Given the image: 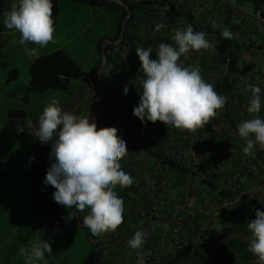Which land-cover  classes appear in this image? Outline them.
<instances>
[{
  "label": "crops",
  "instance_id": "0c3cea01",
  "mask_svg": "<svg viewBox=\"0 0 264 264\" xmlns=\"http://www.w3.org/2000/svg\"><path fill=\"white\" fill-rule=\"evenodd\" d=\"M152 6L150 7L149 15L143 18L144 23L139 20L130 25L126 42H133L131 48L133 50L137 48L144 49L145 42L150 37L153 38L154 45L159 47L160 43L173 44L171 39L174 31L177 29H184L188 26H192L194 31H203L207 33V39L213 44L214 48L208 50H201L199 52L192 51L187 58L184 57L185 63L189 65H198L201 69L203 78L214 85L216 91L227 98V103L223 109L219 110V115L212 121L221 122L228 126V130L220 128L204 129L201 130L198 136L196 146L189 147L183 150V141L179 140L177 144V136L186 133V130H178L174 127H167L163 123L157 121L156 123L149 122L147 125L133 115V108L127 109L124 107V103L129 100L124 97V90L122 88L121 74H126L131 77L138 73H142L141 65L137 66L135 59L130 58L127 65L121 64L119 69L110 65L104 67V64L99 67V63L106 61L105 53L111 54L112 57L120 60V55L127 49L126 44L113 45L112 39L118 33V21L117 29L114 35L107 37L109 24L107 28L104 27L97 35H95L94 48L96 51L90 53L87 62H93L92 67L86 70L85 64L76 61L68 52L67 46L81 34L87 32L92 20H87L86 23L70 24L67 28L68 37L64 38L59 29L63 24L64 10L69 9L73 11H86L90 12H103L102 7L91 6L84 3L74 2L70 0L60 1L58 3V20L55 23V44H48L47 47L40 48L35 44L21 45L18 43L20 34L14 29H8L3 23V14L10 10L11 3L14 0H2V9L0 10V75L4 76V85L16 84L22 78L24 70L28 71L31 63L37 58L53 53L55 51L64 52L72 61H74L79 68L87 74H94L91 76L92 89L97 85H102L109 88V93L105 97L98 107L96 112L99 116L105 115V112L111 108L112 104L117 102V106L114 108L119 110L120 117L126 119L130 116L136 118L135 123V141L136 146H133L129 139L121 136L125 141L128 148V155L121 161L122 169L129 173L133 179V189L135 188L138 180L148 181L149 171L159 170L161 166L156 160V157L160 154H164L167 157H173L177 159L179 153L187 155L190 159V172H198L200 175L206 171V174H218L219 168L213 167L211 159L216 154L223 150L224 143H228L233 148L234 160L238 161L242 159L244 154L242 149L246 146V142L242 140L238 135L237 125L245 119H250L249 113L246 109L248 106V100L251 97V93L247 89L248 84H254L261 88V100L262 108L258 114L261 118H264V23L257 22L254 17V11L256 6L264 0H190L191 3H187V0H151ZM171 4V7L169 6ZM110 9V8H104ZM115 10V9H111ZM117 11V10H116ZM119 13V11H117ZM120 16V13H119ZM93 15H91V18ZM215 20L217 27H212V21ZM152 23V30L150 34H147V26ZM164 24L165 26L160 29L159 32L154 34V28L157 24ZM224 28L230 30L233 37L228 39L222 36ZM120 34V33H119ZM125 34V33H124ZM134 36V37H133ZM123 40V39H122ZM99 44L100 47H99ZM130 44V45H131ZM122 48L120 54L115 55V47ZM109 46V48H108ZM25 48H36L38 55L30 56L26 54ZM224 53H221V50ZM224 56L233 59L236 63L232 70H227L223 64ZM183 57L180 58V60ZM119 63V61L117 62ZM17 71V78L9 83L6 82L8 74L12 71ZM117 75L115 81L110 82L109 78L111 74ZM30 78V75H29ZM30 81V80H29ZM29 82L27 91H29ZM94 92V90H93ZM24 97V96H23ZM22 97V100H23ZM103 97V96H102ZM17 92L12 90L0 92V168L4 169V173L0 174V264H11L16 260L17 255L12 257L6 253V248L13 244V238L16 236H24L23 232H19L21 224L34 220L35 234L41 230L37 227L35 222V216L31 206V190L33 184L32 176V164H31V151L38 144H30L27 150V169L24 167L23 156L18 146L21 144V138L24 135H18L19 129H25L29 132L27 123V114L22 109L8 108L7 106L13 100H19ZM28 101H25V103ZM92 113V114H93ZM131 124L132 121H126ZM131 122V123H130ZM134 123V122H133ZM27 134H30L27 133ZM33 132L31 133V136ZM172 135V137H170ZM169 144L168 148L164 146ZM186 144V142H185ZM187 145V144H186ZM179 150H181L179 152ZM26 158V156H25ZM2 163L5 164L2 165ZM257 164L259 168H264V154L257 158ZM210 167V168H209ZM209 168V169H207ZM224 169V167H222ZM221 168V169H222ZM229 169V168H225ZM198 178H187L185 185V192H181L176 187V174L174 171H169V175L166 180L163 179L161 189L165 191V195L173 203L189 205L190 207H200L202 204L195 200V197H189L193 194L198 186ZM143 183V182H142ZM121 188L119 197H126L125 189ZM202 201L207 203L208 196L202 197ZM127 201L132 197H126ZM89 210L79 212L83 217L88 214ZM125 212V207H124ZM76 213V212H75ZM78 213V212H77ZM142 215V214H141ZM232 224L238 223V221L231 219ZM11 223V226H10ZM209 223L213 225V229L217 238H221L222 235L226 236V229L224 226H220L215 218H210ZM7 224L9 226L7 227ZM83 224V223H82ZM183 227V224H180ZM79 226V225H78ZM6 227V228H5ZM191 227V225H190ZM205 225L199 224L198 229L200 232L197 234L200 236L204 230ZM84 228V227H81ZM138 231H144L147 233V237L152 238L151 244L156 243L152 233L155 231L154 225L147 222L146 219L138 225ZM187 232V229L184 230ZM183 231V233H184ZM61 232H65V229ZM86 240L88 233L86 232ZM100 240L103 236L98 237ZM223 238V237H222ZM76 241H80V237L77 236ZM88 244L91 245L93 254L86 255L87 264H91L95 257V247L89 240ZM103 241V240H102ZM146 241V240H145ZM143 247H151L148 245V241ZM128 240L120 242V245H114L105 253L108 255V262L110 264H137V254L135 250L129 251ZM156 250V259L150 262L145 261V264H186L178 263L172 260L174 254V244L164 243L157 241L154 246ZM5 249V250H4ZM60 257L56 264H68L65 260L66 255V243L62 242L59 246ZM20 255V254H18ZM240 257L235 254L234 260L230 264H243L239 261ZM96 261V260H95ZM94 261V264H95ZM24 264V263H23ZM44 264V263H43ZM96 264H100L99 262ZM205 264H219L214 258H211L209 262ZM251 264H256L253 262Z\"/></svg>",
  "mask_w": 264,
  "mask_h": 264
},
{
  "label": "clouds",
  "instance_id": "9594fccd",
  "mask_svg": "<svg viewBox=\"0 0 264 264\" xmlns=\"http://www.w3.org/2000/svg\"><path fill=\"white\" fill-rule=\"evenodd\" d=\"M52 0H14L10 10L4 12L3 23L8 29L20 34L21 45L29 43L40 48L55 44V22ZM212 27L216 28L213 20ZM157 24L154 34L163 28ZM224 38H232L229 29L224 28ZM173 44L160 43L155 58L152 49L137 48L141 71L144 74L139 104L133 113L142 122L163 123L165 126L194 133L201 130L215 117L227 103L213 84L207 82L198 65L184 66L180 58H187L192 51L214 48L207 39V33L194 31L192 26L174 31ZM26 54L38 55L36 48H25ZM251 97L248 100L247 113L250 119L242 120L238 125V135L246 142L242 149L248 156H254L257 146L264 150V118L261 112V88L247 85ZM128 88H124L127 94ZM35 138L41 144L51 143L49 159L52 161L44 178L45 185H51L55 191L52 198L67 209L76 212L89 210L83 217V226L94 237L115 232L124 222V201L115 189L127 188L134 183L133 177L122 169L121 161L129 151L126 141L118 135L116 127H97L95 120L88 116L76 115L64 111L58 98H51L38 119ZM76 215L70 213L63 217L65 221ZM250 232L248 251L257 257L256 264H264V211L256 210L255 219L247 222ZM147 233L136 231L128 241L136 251L137 264H145L146 256L142 249ZM51 236L39 239L27 247H21L19 254L24 264H39L51 256Z\"/></svg>",
  "mask_w": 264,
  "mask_h": 264
},
{
  "label": "trees",
  "instance_id": "16d2710c",
  "mask_svg": "<svg viewBox=\"0 0 264 264\" xmlns=\"http://www.w3.org/2000/svg\"><path fill=\"white\" fill-rule=\"evenodd\" d=\"M65 0H52L54 5L53 7V19L56 23L58 20V3ZM74 2L84 3L91 6H97L102 8H110L119 11V21H118V33L114 37L113 42L117 41L119 38V33L121 30V22L125 19L127 12L124 7L119 6L115 3L109 2L107 0H70ZM122 1L129 9L131 10V16L126 22L125 34L121 44H131L133 42H126L127 31L135 21L139 20L141 23H144L143 18L147 17L150 12V7L152 6L151 0H120ZM264 2V1H262ZM261 3V2H260ZM2 0H0V10L2 9ZM171 7V4H169ZM143 17V18H141ZM55 25V24H54ZM134 37V36H133ZM101 44H99L100 47ZM119 45V46H120ZM133 45V44H131ZM223 50V49H221ZM106 61L102 63V60L99 63V67L104 64V67L110 65H115L119 60L116 57H112L111 54H108L104 51ZM224 53V50L221 51ZM223 64L226 66L227 70H232L235 66L233 59H230L229 63L223 61ZM94 74L84 73L79 66L72 61L64 52L55 51L50 54L43 55L36 60H34L29 67V91L33 94H42L48 90H66L72 80H82L87 85L92 86L91 76ZM17 71L12 70L7 78L6 82L16 80ZM117 78V75L112 73L109 81L113 82ZM98 88H94V99L99 97L102 92H104L103 97L92 105L91 115L98 107L100 102L107 97L109 93V88L97 85ZM1 91V90H0ZM28 96L24 95L23 101L27 100ZM117 106V102L113 103L111 108L105 112V115L109 122L110 127H116L118 129V135L123 136L126 139H129V142L136 146L135 141V120L136 118L130 116L126 119L120 117L119 110L116 111L114 108ZM139 119V118H138ZM131 120L132 123L128 124L126 121ZM134 122V123H133ZM177 136V142L174 141V144H177L181 139L182 135L177 133L172 134ZM171 135V136H172ZM186 142V144H185ZM191 142V144L189 143ZM197 140H186L183 141L182 145L183 150L190 147L193 148L196 146ZM51 151V145H39L32 148L31 151V164H32V176L33 184L30 195L31 206L35 216V222L37 227L41 231L46 232H55L62 231L66 228L67 222L63 217L67 216V208L62 205H59L52 198V193L55 189L51 185L44 184V178L46 176L47 169L51 165V160L49 159V153ZM264 154V150H258L257 158ZM235 156L233 155L229 163L224 165H219L215 162V157L211 159L213 167L219 168L220 171L218 174H206L204 171L203 174L198 172H190L191 166H184L178 159L173 157H167L163 153L156 157L157 162L161 166V169L158 171L151 170L148 173L150 178L154 177L156 179V184L159 188L157 193L164 194L165 191L161 189V184L163 179L166 180L169 171H174L176 174V187L181 192H185V185L187 178H198L199 188L194 191L193 194L189 197H195L197 202H200L202 206L200 207H190L189 205L182 204V202L177 203L176 205H182L190 210L194 211L191 215H180L174 218V225L179 226V235L178 239L173 240L174 244V254L172 260L176 263H186V264H205L209 262L211 258H214L219 264H230L234 260L235 254H238L240 259L239 261L243 264H251L257 261V257L254 256L251 252L248 251V243L250 232L247 229V222L255 219L256 210L264 211V191L256 192L254 198H250L247 194H244L248 187L250 177L246 174V171L250 169V159L247 155L243 154L242 159L238 161L234 160ZM252 164H257V160L253 161ZM2 165L5 166L4 163ZM224 167V169L222 168ZM210 168V167H209ZM207 168V169H209ZM222 168V169H221ZM225 168H229L228 170ZM4 173V169L0 168V174ZM142 180H138V185H142ZM133 189L132 186L129 188ZM117 194H120L121 188L117 186L115 189ZM240 194H242L240 196ZM208 196L207 203L202 201V197ZM237 199L238 201L231 207L222 209L217 216L211 217L208 214H205L203 210L216 211L218 204L225 200ZM131 210L129 214L124 212V222L115 232H108L103 235V241L98 237H94L91 234L87 236V240L92 238L100 251L98 258L95 261L100 264H110L108 262V255L105 253L106 250L110 249L112 246L120 245L121 241L130 240L133 238L136 231H138V225L142 219H146L148 222V205L145 204L146 195L143 193H135L132 199H129ZM74 215L76 212L75 208L69 209ZM79 214V212H78ZM142 214V215H141ZM171 218V215H166ZM80 221L82 222V216L79 214ZM210 218H215L218 224L222 227L224 226L227 233L226 236L217 238L215 235L213 225L209 223ZM236 220L238 223L232 224L230 220ZM75 220V217H74ZM183 224V227L180 224ZM75 224L78 223L75 220ZM199 224H204V230L202 235H198L200 232L198 229ZM191 225V227H190ZM84 229L85 233L87 232L86 228ZM187 229V232L184 230ZM184 231V233H183ZM153 239L150 237L146 238L148 245L151 244ZM156 243L158 241L155 238ZM145 241V242H146ZM151 247H142V250L151 249L153 250L156 245ZM144 245H146L144 243ZM129 251L133 250L130 247ZM96 253V252H95ZM136 253V251H134ZM153 260V259H151ZM149 260L148 262H150Z\"/></svg>",
  "mask_w": 264,
  "mask_h": 264
},
{
  "label": "rangeland",
  "instance_id": "374dc122",
  "mask_svg": "<svg viewBox=\"0 0 264 264\" xmlns=\"http://www.w3.org/2000/svg\"><path fill=\"white\" fill-rule=\"evenodd\" d=\"M103 12H86V11H73L69 9L64 10L63 15V24L61 25L59 32L62 33L64 38L68 37L67 28L70 24H84L87 20H92L90 29L81 34L78 38L74 39L68 46L67 50L69 54L81 64L87 62L88 57L91 52L96 51V47L94 48L95 35L99 33L104 27L107 28V24H109L107 37H111L115 34L117 29V20L119 17V13L116 10L104 9ZM91 15L93 17L91 18ZM109 48V46H108ZM121 47H115V55L120 54ZM93 62H87L85 64L86 70H89L92 67ZM4 76L0 75V90L7 91L14 89L19 95V100H13L7 107L13 109H22L27 114V123L28 130L30 134H26L25 137L21 138V144L18 146L21 154L23 156L24 167L27 169V150L29 145L38 144L43 145L41 142L35 138V132L38 128V119L42 114L44 107L50 102L51 98H58L60 101V106L64 111L72 112L76 115L88 116V105L94 99L93 89L87 85L82 80H72L69 87L66 90H48L42 94H33L27 91L28 82L30 80L29 74L27 70H24L22 73L21 80L16 84L4 85ZM0 91V92H1ZM24 95L28 96V101L25 103L22 100ZM96 112V109H95ZM90 120H95L97 123V127H110V122L108 118L104 115L92 114L89 115ZM33 135L31 136V133ZM51 145V143L47 144ZM26 156V158H25ZM66 214L69 212L72 213L69 209L66 210ZM76 220V218H75ZM74 218L67 221V226L65 228V232L55 231V232H46L40 231L35 234V223L34 220L30 221V223L25 222L21 224V229L19 232H23L24 236H16L13 238V244L6 248V253L8 256L12 257L17 255V258L11 264H23L24 258L19 254V249L21 247L30 246V244L39 239L47 240L51 236V247L53 249L52 255L49 257L46 254L47 264H56L60 257L59 246L62 242L66 243V255L65 260L68 264H87L86 255L93 254L92 247L88 244L86 240V233L84 229L77 226L75 224ZM9 224H7V227ZM11 226V223H10ZM6 228V227H5ZM77 236L80 237V241H76ZM5 250V249H4ZM45 264V261H40L39 264Z\"/></svg>",
  "mask_w": 264,
  "mask_h": 264
},
{
  "label": "built area",
  "instance_id": "2783aa9c",
  "mask_svg": "<svg viewBox=\"0 0 264 264\" xmlns=\"http://www.w3.org/2000/svg\"><path fill=\"white\" fill-rule=\"evenodd\" d=\"M187 3H191L190 0H187ZM254 19L257 22L264 23V2L259 3L254 11L253 14ZM150 22V21H149ZM153 22H150L147 26V34L151 32L153 26ZM147 39L144 45V49L147 50L149 48L152 49V56L155 58L157 54L158 47L154 45L153 38L150 37ZM132 45L128 44L127 49L124 53L120 55V60L119 63H116L113 67L116 69L120 68L121 64L127 65L130 58L133 57L135 59V62L137 66L141 65L139 57L137 55L136 49L133 50L131 48ZM224 60L226 63L230 62V58L227 56H224ZM180 63H182L184 66H187L185 63L184 57L180 60ZM122 79H121V84L122 88L124 90L125 87L128 88L127 94L124 93L125 99L127 100L123 105L127 109H134L135 106L139 104L140 100V93L142 91V81L145 78L143 73H138L135 76L131 77L126 74H121ZM134 115V113H133ZM136 116V115H134ZM137 117V116H136ZM138 118V117H137ZM140 120V119H139ZM148 121H144V124L147 125ZM212 128H220L224 129L225 131L228 130V126L222 124L221 122H214L211 121L207 125H205L204 129H212ZM201 130H198L194 133L186 132L182 134L181 136V141H186V140H198L199 133ZM29 133L25 129H19L18 130V135H24ZM172 137V136H170ZM164 146L168 148L169 144L166 143ZM259 150V147L257 146L255 150V155L254 156H248L247 157L250 159L248 163H250V169L246 171V174L249 175L250 180L246 187H248L247 191L244 194H247L250 198L255 197V193L264 191V168H259L257 165L252 164L253 161L257 160V152ZM181 150H179L180 152ZM185 152V150H182ZM234 153H233V148L226 142L224 143V148L222 151L218 152L215 156V162L217 164H227L229 161L232 159ZM177 159L184 165V166H189L190 165V159L187 155L183 153H179L177 155ZM156 179H149L148 181H145L142 183V185H138L139 183L137 182L136 186L134 189H125V196L126 197H132L134 196L135 193H143L146 195V200L145 204L148 205V222L155 227V231L152 233L154 238H157L160 242L164 243H172L173 240L178 239L179 235V226L174 225V218L176 216L180 215H191L194 211L190 210L189 208H186L182 205H176L173 203L170 199L167 198L165 194H159L157 191L159 190L157 184H156ZM242 194H240L241 196ZM126 197L123 198L124 201V207H125V213L129 214L131 210L130 203L127 201ZM238 200L237 199H231V200H225L223 202H220L218 204V208L216 211H209V210H203L205 214L210 215L211 217H215L218 215L222 209L231 207L234 205ZM171 215V218L166 215ZM140 251L145 254L146 260L149 261L151 259H156V250L153 249H146Z\"/></svg>",
  "mask_w": 264,
  "mask_h": 264
},
{
  "label": "water",
  "instance_id": "95a60500",
  "mask_svg": "<svg viewBox=\"0 0 264 264\" xmlns=\"http://www.w3.org/2000/svg\"><path fill=\"white\" fill-rule=\"evenodd\" d=\"M107 1L112 2V3H115V4L119 5V6L124 7L125 10H126V12H127V15H126L125 19L121 22V30H120V34H119L118 40L115 43H111L113 45H116V44H119L122 41L123 37H124L125 28H126V22L129 20V18L131 16V10L129 9V7H127L120 0H107ZM96 88H98V87H96ZM103 95H104V92H102L99 97H96L95 99H93V101L88 105L87 111H88V114L89 115H91L92 105L95 104L96 102H98L102 98ZM75 215H76L75 216L76 222L78 223L79 227H84L83 224L80 221L79 214L76 212ZM84 228H86V227H84ZM87 233H88V235L90 234V232H89L88 229H87ZM89 241L95 247V251H96L95 257H94L93 261L91 262V264H94V261L98 258L99 254H100V251H99V249L97 247V244L95 243V241L92 238H90Z\"/></svg>",
  "mask_w": 264,
  "mask_h": 264
}]
</instances>
